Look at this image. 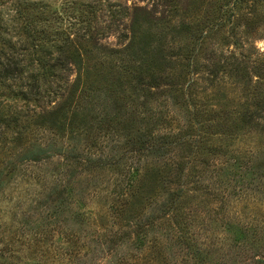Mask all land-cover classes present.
<instances>
[{
    "label": "rangeland",
    "instance_id": "rangeland-1",
    "mask_svg": "<svg viewBox=\"0 0 264 264\" xmlns=\"http://www.w3.org/2000/svg\"><path fill=\"white\" fill-rule=\"evenodd\" d=\"M135 7L171 15V85L147 100L146 92L118 84L110 60L90 61L82 104L94 130L82 163L63 154L24 160L30 143L54 135L36 127V102L20 81L0 80V264H264V0H0V24L15 26L0 32V52L30 46L22 28L29 21L53 23L74 38L70 25H82V14L101 44L122 49ZM112 9L127 14L113 21ZM149 109L170 112L184 141L171 156L176 175L157 173L155 199H139L128 226L115 207H129L121 188L133 166L143 173L152 159L133 151L153 120ZM122 118L135 121L130 144L117 136L126 131ZM61 183L71 192L59 206L53 189ZM149 217L154 224L146 225Z\"/></svg>",
    "mask_w": 264,
    "mask_h": 264
},
{
    "label": "trees",
    "instance_id": "trees-1",
    "mask_svg": "<svg viewBox=\"0 0 264 264\" xmlns=\"http://www.w3.org/2000/svg\"><path fill=\"white\" fill-rule=\"evenodd\" d=\"M112 10L113 21L127 14L121 10ZM77 18L82 25L78 23L70 25L71 28H76L74 38L71 37V32L67 33L61 29L62 27H54L53 23L38 26L33 21H29L22 28L31 41L30 46L23 44L20 50H16L15 45H10L12 50L9 53L0 52V80L20 81L25 98L36 102V127L54 135L50 141L46 140L49 143L46 141L30 143L31 146L26 150L24 160L40 161L55 154H63L67 161L76 164L83 162L85 154L82 146L93 133L94 127H86L91 111L85 109L82 102L84 96L89 93V82L92 78L90 61L96 56L102 55L101 61H111V70L116 72L118 84H129L136 92H146L145 96H151L147 100L155 98L156 94L161 96L164 92L162 88L171 85L168 77L174 65L168 52L170 41L168 42L167 36L168 28L172 26L170 13L135 7L132 12L130 38L122 49L109 48L101 44L100 38H97L101 36L99 32L91 34V31L85 27L86 22L91 21L88 14H82ZM3 24L4 22L0 24L2 29L0 32L15 29V26L8 27ZM59 35L63 37L57 38ZM112 61L116 63L112 65ZM72 71H76L73 80L69 74ZM163 112L149 109L148 119L153 120L145 130H142L141 147L133 148V151L141 152L143 156L158 158L163 163L164 169L161 166L155 169L152 166L155 164L152 159L143 173L137 167H132L133 175L121 188L119 194L127 204L130 198L132 202L128 208L125 206L126 209L115 207L117 217L125 220L128 226H131V218L138 215V210L134 208L139 204V199H149L152 202L155 199L156 191L152 192L150 188L154 180L161 175L175 176L177 172L172 169L176 163L171 156L178 145L177 141L183 142L184 137L182 133L172 128V123L168 119L170 112H164L165 115ZM256 112L255 110L252 115H247L250 121H253ZM117 123L123 126L122 131L126 130L124 133H118L117 136L130 144L129 139L132 134H128L127 131L132 132L130 127L135 125L134 119L122 118ZM58 140H61V143ZM89 158L91 161L103 160V158ZM13 170H8L6 173L11 174ZM157 173L161 175L157 176ZM2 176L3 171H0V186L3 184ZM148 179L149 186L144 182ZM70 192L71 188L65 183L55 185L53 193L59 206L65 204ZM154 222L155 217H149L146 225H152ZM146 225L138 227V238L141 241L147 239L140 237L147 236ZM61 256V253L54 254L57 260H61Z\"/></svg>",
    "mask_w": 264,
    "mask_h": 264
}]
</instances>
